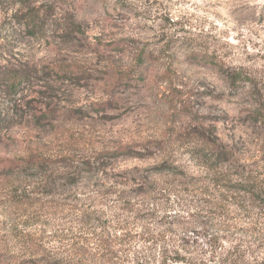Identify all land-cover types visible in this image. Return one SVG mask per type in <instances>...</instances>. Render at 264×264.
I'll list each match as a JSON object with an SVG mask.
<instances>
[{
  "label": "rangeland",
  "instance_id": "1",
  "mask_svg": "<svg viewBox=\"0 0 264 264\" xmlns=\"http://www.w3.org/2000/svg\"><path fill=\"white\" fill-rule=\"evenodd\" d=\"M259 96L264 0H0L4 264H264L259 207L190 156L264 188Z\"/></svg>",
  "mask_w": 264,
  "mask_h": 264
},
{
  "label": "trees",
  "instance_id": "2",
  "mask_svg": "<svg viewBox=\"0 0 264 264\" xmlns=\"http://www.w3.org/2000/svg\"><path fill=\"white\" fill-rule=\"evenodd\" d=\"M144 64V58H140L139 65ZM232 79V82L234 85H239L241 81H243L244 77H242L241 74H237V77L233 76L230 77ZM256 115L259 118V120L264 121V98L262 96L258 97V100L256 101ZM0 119V123H1ZM134 157V155H128V157ZM193 160H196L199 162V164L206 170V174L208 175L209 181L212 183L208 187H219L227 189L228 191L235 190L236 192H242L245 191L250 194L252 198L253 204H255V208L259 207L261 214L264 215V188L262 184L257 183L258 178L252 174L251 171L243 170V167H240L236 165V162L234 161V158L231 155H190ZM103 160V159H102ZM83 167H87L88 169H95L97 166H104L101 164L100 159L97 158L94 163H91L90 161H86L82 164ZM233 171V173L231 172ZM162 172H165L164 170H157L154 173L160 174ZM226 173V175H225ZM227 173H231L230 175ZM227 182H234V185H227ZM238 182V184H237ZM244 184V185H242ZM139 196V194H137ZM17 205V204H16ZM19 206V205H17ZM196 218H203L205 219V216H200ZM182 224V223H181ZM212 237V235L205 231L203 233H198L197 238L203 237ZM217 240V238H215ZM242 246L241 244H236L233 248V253L228 252L231 256L237 255V261L240 260V252ZM8 249H2L0 250V264H4L6 259H10L7 255L9 254ZM192 254H194V258H191L189 260L186 259H173L174 263H184V264H206L204 262V254L200 251H195ZM23 264V263H22ZM263 264V263H262Z\"/></svg>",
  "mask_w": 264,
  "mask_h": 264
}]
</instances>
